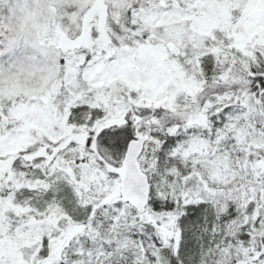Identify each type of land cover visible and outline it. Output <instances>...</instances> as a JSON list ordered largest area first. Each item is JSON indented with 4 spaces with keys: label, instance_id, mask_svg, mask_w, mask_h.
I'll use <instances>...</instances> for the list:
<instances>
[{
    "label": "snow or ice",
    "instance_id": "6c2138e0",
    "mask_svg": "<svg viewBox=\"0 0 264 264\" xmlns=\"http://www.w3.org/2000/svg\"><path fill=\"white\" fill-rule=\"evenodd\" d=\"M0 264H264V0H0Z\"/></svg>",
    "mask_w": 264,
    "mask_h": 264
}]
</instances>
